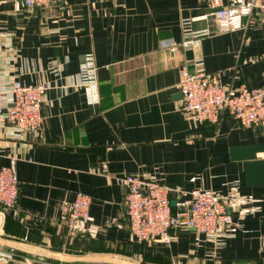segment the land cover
I'll return each mask as SVG.
<instances>
[{"label":"crops","instance_id":"0c3cea01","mask_svg":"<svg viewBox=\"0 0 264 264\" xmlns=\"http://www.w3.org/2000/svg\"><path fill=\"white\" fill-rule=\"evenodd\" d=\"M208 0H52L48 7L0 8L14 36L16 74L48 87L39 132L6 142L0 170L16 157L19 201L0 221V254L11 264H264V126L242 128L181 111V69L202 59L236 93L264 85V15L219 34ZM210 32L183 47V27ZM173 48V49H172ZM93 55L100 103L88 104L79 67ZM147 176L185 192L245 200L232 206L221 243L175 230L170 245L138 243L127 230V176ZM92 200L90 220L73 232L76 195ZM189 198L179 200V204Z\"/></svg>","mask_w":264,"mask_h":264},{"label":"built area","instance_id":"2783aa9c","mask_svg":"<svg viewBox=\"0 0 264 264\" xmlns=\"http://www.w3.org/2000/svg\"><path fill=\"white\" fill-rule=\"evenodd\" d=\"M51 1L15 0V12L42 9ZM4 3L5 0H0V8ZM207 6L219 34L242 29L244 21L254 13L264 15V0H208ZM183 34L185 48H193L202 38L212 35L193 32L187 24ZM18 56L14 36L0 30V153L6 142L29 140L43 123L48 87L45 84L24 85L19 81L15 67ZM192 68L191 71L188 66L182 67L179 85L183 97L181 111L186 118L215 124L227 112L244 129L264 126V85L256 89L241 87L231 93L220 84L217 76L207 72L202 59L193 61ZM78 78L88 104L98 105V67L93 55L85 56ZM16 162L15 156L9 157V166L0 170V221L19 201ZM123 184L128 189L125 200L127 230L131 239L138 243L170 245L175 230H191L221 243L232 232V206L245 201L234 195L222 198L212 192L188 193L180 187H169L140 175L127 176ZM185 198L189 201L179 204V200ZM91 205V198L81 193L76 195L68 217L73 232L90 220ZM11 259V254H0V261Z\"/></svg>","mask_w":264,"mask_h":264},{"label":"water","instance_id":"95a60500","mask_svg":"<svg viewBox=\"0 0 264 264\" xmlns=\"http://www.w3.org/2000/svg\"><path fill=\"white\" fill-rule=\"evenodd\" d=\"M177 205V203L174 201L172 202V206L175 208ZM0 264H11V263H7V262H4V261H0Z\"/></svg>","mask_w":264,"mask_h":264}]
</instances>
